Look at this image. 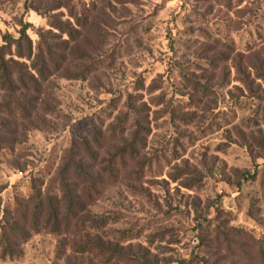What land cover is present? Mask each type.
Instances as JSON below:
<instances>
[{"label": "rangeland", "instance_id": "rangeland-1", "mask_svg": "<svg viewBox=\"0 0 264 264\" xmlns=\"http://www.w3.org/2000/svg\"><path fill=\"white\" fill-rule=\"evenodd\" d=\"M25 1L0 0V264H264V0ZM22 22L37 55L7 64Z\"/></svg>", "mask_w": 264, "mask_h": 264}, {"label": "trees", "instance_id": "trees-1", "mask_svg": "<svg viewBox=\"0 0 264 264\" xmlns=\"http://www.w3.org/2000/svg\"><path fill=\"white\" fill-rule=\"evenodd\" d=\"M25 6L26 8H29V9H33V10H36L39 12V9L38 8H33L32 7V4H31V0H26L25 1ZM46 16V15H45ZM51 23H54V21H50ZM29 23L28 22H22V29L20 31V36L19 38H12L11 36L9 35H5L3 37V40H4V45L2 46V49H7L8 52L7 54L10 55V58L8 60V63L9 64L10 62H17V59H26V60H31L34 56L37 55L36 51H35V48L33 47V43L30 39V35H29ZM66 27H68V24L67 23H62L61 27L57 28L59 29L60 31H63L64 33H66V31L68 30ZM67 29V30H65ZM25 43L28 44V48L27 50H24V45ZM13 47H15V51L13 50ZM27 51V52H26ZM34 52L36 53V55H34ZM4 57V56H3ZM6 61V60H5ZM39 71V70H38ZM42 72H38V75H42L41 74ZM32 80L34 82H38L37 81V76H35L33 74V77H32ZM126 156L124 154L122 155H119L117 157V161L113 162V163H118L121 168L122 166L125 167L127 164H128V161L127 159L125 158ZM84 163L83 162H77L76 165H75V169L76 171H78L82 176H86L88 177V179L86 180H89V186H87L85 188V191L88 192V195L94 193L95 191V187L97 186L98 183H96V178L93 177V174L92 173H87L86 170L84 169ZM109 175L111 177H114L116 175V171L114 170H110L109 172ZM92 179V180H91ZM91 180V181H90ZM71 199V204H73V200L71 198L70 195H68ZM70 204V206H72ZM42 209H43V203L42 205L40 206V202L35 206V209H34V213L35 215H40L42 213ZM49 212H50V217L53 218L54 217V213H56V209L54 207V204L51 202L49 204ZM57 213H56V224L53 226V230L54 231H59L60 230V227H61V224H59L58 222V218H57ZM69 223V222H68ZM66 223V228H69V224ZM4 241H6L5 239H3ZM8 245V240L6 241V246Z\"/></svg>", "mask_w": 264, "mask_h": 264}]
</instances>
